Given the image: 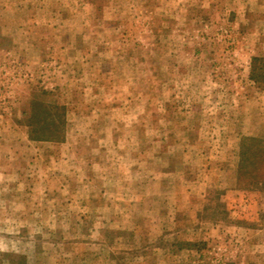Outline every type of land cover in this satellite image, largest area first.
<instances>
[{
    "label": "rangeland",
    "instance_id": "1",
    "mask_svg": "<svg viewBox=\"0 0 264 264\" xmlns=\"http://www.w3.org/2000/svg\"><path fill=\"white\" fill-rule=\"evenodd\" d=\"M254 56L264 0H0V264H264Z\"/></svg>",
    "mask_w": 264,
    "mask_h": 264
},
{
    "label": "trees",
    "instance_id": "2",
    "mask_svg": "<svg viewBox=\"0 0 264 264\" xmlns=\"http://www.w3.org/2000/svg\"><path fill=\"white\" fill-rule=\"evenodd\" d=\"M251 78L260 85H264V57H253ZM63 109L57 105L33 101L29 119L32 137L35 139H58L61 137L65 123ZM41 113H48L50 118L48 119V116L45 115L44 122L37 124L35 119L39 118ZM46 130H50L54 136L48 138L40 136V133ZM239 180L241 187L264 190V138L246 137L241 142Z\"/></svg>",
    "mask_w": 264,
    "mask_h": 264
}]
</instances>
